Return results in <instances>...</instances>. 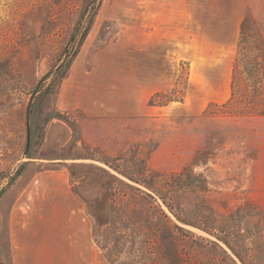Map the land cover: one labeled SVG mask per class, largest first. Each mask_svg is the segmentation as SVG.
<instances>
[{
	"label": "rangeland",
	"instance_id": "374dc122",
	"mask_svg": "<svg viewBox=\"0 0 264 264\" xmlns=\"http://www.w3.org/2000/svg\"><path fill=\"white\" fill-rule=\"evenodd\" d=\"M85 1L0 0V264H58L72 201L98 264H264V0H101L35 92Z\"/></svg>",
	"mask_w": 264,
	"mask_h": 264
},
{
	"label": "trees",
	"instance_id": "16d2710c",
	"mask_svg": "<svg viewBox=\"0 0 264 264\" xmlns=\"http://www.w3.org/2000/svg\"><path fill=\"white\" fill-rule=\"evenodd\" d=\"M101 0H86L83 6V11L80 14L78 20L76 21L73 30L71 31L69 40L64 48V57L61 60L60 63L55 65L53 68H51L48 72H46L39 80L37 88L35 89V92L40 90V85H42L48 78V82L46 83L45 88L43 89L44 94L51 93L54 87L61 81V79L65 76L67 69L69 68V65L71 63V60L75 56V54L78 51V48L82 44L83 40L85 39V36L87 32L90 29V26L92 24L93 18L97 12V9L100 5ZM244 24H245V19H243L241 23V34L244 33ZM260 36V49H262L264 53V40ZM238 62V61H237ZM236 62L233 67V73H232V79H231V88L233 89L232 96L224 103L221 105L225 107H230L232 108L234 106L233 104V98H234V87L236 84V80L238 78V71L236 68ZM178 100H181L179 98ZM231 105V106H229ZM30 110V105H28V110L27 113L29 114ZM226 113H241V111L237 112L236 110H230V111H225ZM247 113V114H257V115H264V110L261 111H253V110H248L242 112ZM241 113V114H242ZM28 142L26 144V150H25V155L29 157V146H30V141H31V132L28 130ZM22 166V164H21ZM149 197H152L150 194H147ZM168 209L172 211V206L169 204H166ZM183 221V220H182ZM186 223V222H185ZM231 249V248H230Z\"/></svg>",
	"mask_w": 264,
	"mask_h": 264
},
{
	"label": "crops",
	"instance_id": "0c3cea01",
	"mask_svg": "<svg viewBox=\"0 0 264 264\" xmlns=\"http://www.w3.org/2000/svg\"><path fill=\"white\" fill-rule=\"evenodd\" d=\"M61 209L67 218L62 226L66 241L61 248L58 264H98V252L94 247L91 233L81 229L76 231L73 224L75 220L88 219L84 214V204L81 201H72L64 204Z\"/></svg>",
	"mask_w": 264,
	"mask_h": 264
},
{
	"label": "water",
	"instance_id": "95a60500",
	"mask_svg": "<svg viewBox=\"0 0 264 264\" xmlns=\"http://www.w3.org/2000/svg\"><path fill=\"white\" fill-rule=\"evenodd\" d=\"M27 142H28V137H27Z\"/></svg>",
	"mask_w": 264,
	"mask_h": 264
}]
</instances>
